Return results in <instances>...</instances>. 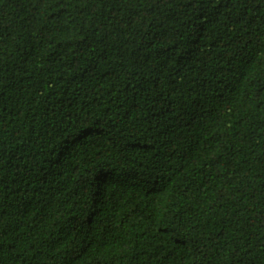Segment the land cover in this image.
I'll list each match as a JSON object with an SVG mask.
<instances>
[{
    "label": "trees",
    "instance_id": "trees-1",
    "mask_svg": "<svg viewBox=\"0 0 264 264\" xmlns=\"http://www.w3.org/2000/svg\"><path fill=\"white\" fill-rule=\"evenodd\" d=\"M0 264H264V0H0Z\"/></svg>",
    "mask_w": 264,
    "mask_h": 264
}]
</instances>
